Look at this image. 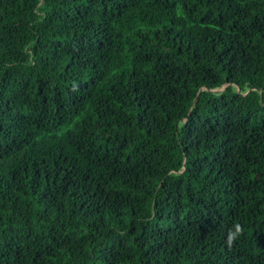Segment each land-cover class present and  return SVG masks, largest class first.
<instances>
[{"label": "trees", "instance_id": "16d2710c", "mask_svg": "<svg viewBox=\"0 0 264 264\" xmlns=\"http://www.w3.org/2000/svg\"><path fill=\"white\" fill-rule=\"evenodd\" d=\"M0 264H264V0H0Z\"/></svg>", "mask_w": 264, "mask_h": 264}, {"label": "clouds", "instance_id": "9594fccd", "mask_svg": "<svg viewBox=\"0 0 264 264\" xmlns=\"http://www.w3.org/2000/svg\"><path fill=\"white\" fill-rule=\"evenodd\" d=\"M243 234V227L241 224L236 223L233 226V229L229 230L227 235L226 243L229 247L233 245V243L239 238L240 235Z\"/></svg>", "mask_w": 264, "mask_h": 264}, {"label": "rangeland", "instance_id": "374dc122", "mask_svg": "<svg viewBox=\"0 0 264 264\" xmlns=\"http://www.w3.org/2000/svg\"><path fill=\"white\" fill-rule=\"evenodd\" d=\"M224 87H225V86L220 87V88H216V89H214L213 91H222V90L224 89Z\"/></svg>", "mask_w": 264, "mask_h": 264}, {"label": "water", "instance_id": "95a60500", "mask_svg": "<svg viewBox=\"0 0 264 264\" xmlns=\"http://www.w3.org/2000/svg\"><path fill=\"white\" fill-rule=\"evenodd\" d=\"M197 101V99L195 100V102Z\"/></svg>", "mask_w": 264, "mask_h": 264}]
</instances>
